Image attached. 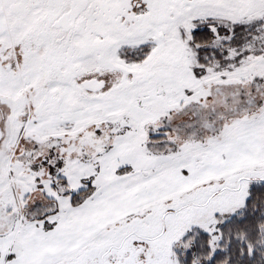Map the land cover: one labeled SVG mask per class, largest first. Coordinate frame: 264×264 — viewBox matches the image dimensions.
<instances>
[{
    "label": "snow or ice",
    "instance_id": "6c2138e0",
    "mask_svg": "<svg viewBox=\"0 0 264 264\" xmlns=\"http://www.w3.org/2000/svg\"><path fill=\"white\" fill-rule=\"evenodd\" d=\"M0 264H264V0H0Z\"/></svg>",
    "mask_w": 264,
    "mask_h": 264
}]
</instances>
